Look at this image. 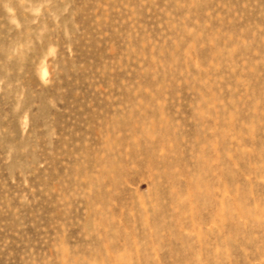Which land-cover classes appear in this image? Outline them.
<instances>
[{
    "label": "rangeland",
    "instance_id": "1",
    "mask_svg": "<svg viewBox=\"0 0 264 264\" xmlns=\"http://www.w3.org/2000/svg\"><path fill=\"white\" fill-rule=\"evenodd\" d=\"M0 264H264V0H0Z\"/></svg>",
    "mask_w": 264,
    "mask_h": 264
}]
</instances>
